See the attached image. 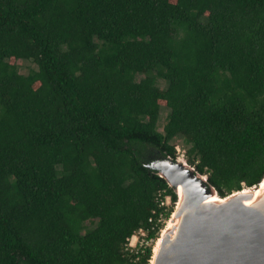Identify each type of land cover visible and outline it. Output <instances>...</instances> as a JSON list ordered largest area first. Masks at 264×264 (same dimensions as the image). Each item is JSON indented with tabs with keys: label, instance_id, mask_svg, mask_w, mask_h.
<instances>
[{
	"label": "trees",
	"instance_id": "obj_1",
	"mask_svg": "<svg viewBox=\"0 0 264 264\" xmlns=\"http://www.w3.org/2000/svg\"><path fill=\"white\" fill-rule=\"evenodd\" d=\"M177 136L221 197L264 177V0H0V264H148Z\"/></svg>",
	"mask_w": 264,
	"mask_h": 264
},
{
	"label": "water",
	"instance_id": "obj_2",
	"mask_svg": "<svg viewBox=\"0 0 264 264\" xmlns=\"http://www.w3.org/2000/svg\"><path fill=\"white\" fill-rule=\"evenodd\" d=\"M148 167L176 193L148 264H264V177L221 197L206 175L180 158Z\"/></svg>",
	"mask_w": 264,
	"mask_h": 264
},
{
	"label": "rangeland",
	"instance_id": "obj_3",
	"mask_svg": "<svg viewBox=\"0 0 264 264\" xmlns=\"http://www.w3.org/2000/svg\"><path fill=\"white\" fill-rule=\"evenodd\" d=\"M16 66H17L19 72L21 74H24V75H26L30 70L36 69V65L34 63H32L31 61H28V60H18L16 62ZM160 85L163 86L162 83ZM167 114H168V109L166 107H162L160 109L159 120H158V124H157L158 130L161 132H162ZM172 144H174V146L176 148L177 158L183 159L184 161L189 163L188 158L186 156V151H187L189 145L185 143V141L182 139V137H180V136L175 137L172 141ZM168 205H169V207H172V210H173L175 203H174V205H172L171 200H170ZM169 217H170V215H169ZM169 217L168 218L163 217V219L160 221L163 225L162 228L160 229V232L163 229V227L166 226ZM160 232L158 233V236H159ZM142 237H143V235H141L138 232L136 234V236H133L129 239L128 247L135 248V247H139L141 245L151 246L152 248L154 247L157 238L155 240L150 239L147 241L146 240L142 241Z\"/></svg>",
	"mask_w": 264,
	"mask_h": 264
},
{
	"label": "built area",
	"instance_id": "obj_4",
	"mask_svg": "<svg viewBox=\"0 0 264 264\" xmlns=\"http://www.w3.org/2000/svg\"><path fill=\"white\" fill-rule=\"evenodd\" d=\"M169 201H170V197L167 196L166 199H165L164 204H165L166 206H168V207H169V205H168V204H169ZM162 219H163V217H161L159 221H161ZM139 233H140L141 235H143V236L145 235L143 230H139ZM142 241H145V240L142 239ZM146 241H147V240H146Z\"/></svg>",
	"mask_w": 264,
	"mask_h": 264
},
{
	"label": "bare ground",
	"instance_id": "obj_5",
	"mask_svg": "<svg viewBox=\"0 0 264 264\" xmlns=\"http://www.w3.org/2000/svg\"><path fill=\"white\" fill-rule=\"evenodd\" d=\"M183 160V159H182ZM264 187V180H263V182H262V185H261V187ZM260 191H258L257 192V194L259 193ZM177 193L181 196V194H182V191H181V187L179 186L178 188H177Z\"/></svg>",
	"mask_w": 264,
	"mask_h": 264
},
{
	"label": "clouds",
	"instance_id": "obj_6",
	"mask_svg": "<svg viewBox=\"0 0 264 264\" xmlns=\"http://www.w3.org/2000/svg\"><path fill=\"white\" fill-rule=\"evenodd\" d=\"M134 236H136V235H134ZM133 237V236H132Z\"/></svg>",
	"mask_w": 264,
	"mask_h": 264
}]
</instances>
